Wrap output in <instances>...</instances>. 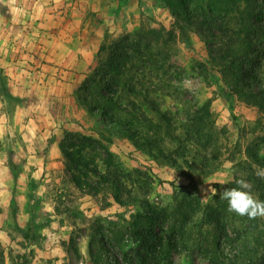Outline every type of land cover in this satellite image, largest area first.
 <instances>
[{"label": "rangeland", "instance_id": "1", "mask_svg": "<svg viewBox=\"0 0 264 264\" xmlns=\"http://www.w3.org/2000/svg\"><path fill=\"white\" fill-rule=\"evenodd\" d=\"M181 1L201 14L208 2ZM238 3L237 10L216 17L227 28L226 34L214 29L212 42L160 0H150L144 8L137 2L139 9L130 12V22L123 20L121 9L117 21L105 27L93 68L113 50L125 49L132 63H117V68L124 86L133 89L119 87L115 96L106 87L105 95L119 99L121 108L133 101L154 123L160 122V113L173 126L167 134L149 132L148 141L145 133L138 135L139 146L109 120L113 115L126 119L125 111L112 114L101 106L91 112L76 95L73 109L67 108L73 111L58 115L62 124L45 136V118L52 108L29 83L37 82L34 76L6 74V67L19 58L13 55L17 44H5L8 51L0 55V264H162L141 258L144 245L153 242L152 234L160 237L172 264H207L206 254L223 226L230 232L240 230L238 264L264 258V217L251 220L229 212L227 201L219 198L221 190L243 178L264 201V179L259 189L251 179L257 168H264L247 155L250 148L264 156V112L231 94L221 76L229 60L223 57L234 49L241 69L259 66L256 77L247 79L254 90H264V0H251L248 9ZM149 28L170 32L155 42L144 32ZM19 60L34 65L27 58ZM206 102L200 135L177 143L173 137H185L182 123L189 125L187 116ZM66 132L89 135L107 148L95 145L86 155L92 167L119 176L122 203L113 200L104 184L99 189L74 185L60 151ZM209 187H215L217 195L209 192L201 199L202 189Z\"/></svg>", "mask_w": 264, "mask_h": 264}, {"label": "trees", "instance_id": "2", "mask_svg": "<svg viewBox=\"0 0 264 264\" xmlns=\"http://www.w3.org/2000/svg\"><path fill=\"white\" fill-rule=\"evenodd\" d=\"M164 5L170 10L171 13L179 15L183 18L185 23L189 25L195 32L202 35L205 41L212 42L216 39L214 35V29H218L221 33L226 32L227 24L218 21L216 17L221 15V11L228 13L233 12L238 9L239 1L245 4L248 9L251 4V0H219L213 1L208 0L202 7L203 14L197 13L195 9H189L186 7L181 0H160ZM214 4L215 7H211ZM217 3V4H215ZM223 4L219 6V4ZM176 5V6H175ZM175 6V7H174ZM245 9L246 11H248ZM244 10V11H245ZM205 14L206 17L203 15ZM197 18V21H195ZM180 34L187 38V32L183 25L179 26ZM144 32L155 42L159 41L164 32L169 33L170 31L164 29L149 28L144 30ZM226 34V33H225ZM99 46V49H101ZM246 46V45H245ZM223 57V60H227V64H224L221 71V76L223 80L229 84V92L236 95L241 101L256 106L264 112V90H254L251 79L256 77V69L259 66L250 65L247 70L241 69L239 65L238 56L234 49H228ZM109 57L103 62H99L97 66L93 68L90 76H88L87 81L83 82L80 87L75 91V95L78 100L87 108L94 112V108L102 106L104 110H110L112 114L117 111H125L127 117L123 119L117 115L110 117V122L118 127V130L122 132L124 136L129 138L134 145L139 146L136 137L140 134L145 133L149 140V132H155L158 134L160 130H163L167 134V130L172 126L171 122L160 113L159 123H154L150 118L146 117L142 109L134 103L133 101L128 102L127 109L120 107L119 99L116 100L114 97H107L103 91L106 87L113 95H120L118 88H125L127 92H132L131 87L126 88L122 82V72L117 68L118 65L124 66V64L131 62L128 56H130L127 51L123 48L116 49L112 51ZM128 54V55H127ZM132 56V55H131ZM132 63V62H131ZM116 81H119L116 83ZM82 94H85L84 96ZM225 97H228L226 93H223ZM202 110L194 111L192 114L187 116V121L189 125L182 123L181 128L184 131V138L179 136L176 139L173 137L177 143L181 144L182 141H189L191 135H200L203 130V122L205 118V112L208 110V102L204 104ZM163 123V125H162ZM193 126V128L190 127ZM173 127V126H172ZM105 141L109 142L110 139L105 138ZM264 141V139H263ZM149 144H153L150 142ZM157 144V143H156ZM95 145L99 147L105 146L101 145L98 139H95L89 135L78 133V132H66L63 136V140L60 144V151L65 158V167L68 172L70 179L78 189L95 188L99 189L101 185H106L112 190V198L117 203H122L119 197L118 190L121 188V180L118 175H111L110 171L101 172L97 168L90 165V161L87 152L95 150ZM151 147H157V145ZM157 147V151H158ZM160 151V148H159ZM162 158L166 159L163 153H160ZM247 155L250 159L255 162L260 167L264 168V156H258L252 149H247ZM205 158V157H203ZM253 184L259 189L261 186V179L257 175H251ZM230 186L237 187L236 183L233 181L229 184ZM249 219V218H248ZM252 220V219H251ZM220 225V224H219ZM151 233V231H148ZM152 243H146L145 255L143 254L141 258L143 261L149 260L150 262L162 261V264H172L168 258V253L165 252L163 247V242L157 234H152ZM240 240V230L232 229V231H227L225 227H219L216 233V239L213 249L208 251L207 264H238L241 260V253H237L239 247L238 243ZM229 250V252L227 251ZM234 251V252H233ZM1 254V253H0ZM252 259V258H251ZM251 264H264V258L255 259L254 263Z\"/></svg>", "mask_w": 264, "mask_h": 264}, {"label": "crops", "instance_id": "3", "mask_svg": "<svg viewBox=\"0 0 264 264\" xmlns=\"http://www.w3.org/2000/svg\"><path fill=\"white\" fill-rule=\"evenodd\" d=\"M137 2L144 8L150 0H0V55L8 51L5 44L14 41V57L34 62L18 59L6 67V74L21 77L24 72L36 78L29 83L52 108L45 118V136L62 124L58 115L73 109L74 89L92 70L105 27L117 21L121 9L123 20L130 22V12L139 9Z\"/></svg>", "mask_w": 264, "mask_h": 264}, {"label": "clouds", "instance_id": "4", "mask_svg": "<svg viewBox=\"0 0 264 264\" xmlns=\"http://www.w3.org/2000/svg\"><path fill=\"white\" fill-rule=\"evenodd\" d=\"M256 175L264 179V169L257 168ZM237 187L225 188L219 192V198L227 201L228 211L249 219L264 217V201L259 200L251 192V185L243 178L236 181ZM204 199L208 193L217 195L215 187L202 189Z\"/></svg>", "mask_w": 264, "mask_h": 264}]
</instances>
